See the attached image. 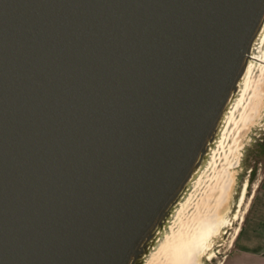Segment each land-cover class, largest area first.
Instances as JSON below:
<instances>
[{"label": "water", "instance_id": "95a60500", "mask_svg": "<svg viewBox=\"0 0 264 264\" xmlns=\"http://www.w3.org/2000/svg\"><path fill=\"white\" fill-rule=\"evenodd\" d=\"M263 27L264 0H0V264H144Z\"/></svg>", "mask_w": 264, "mask_h": 264}, {"label": "rangeland", "instance_id": "374dc122", "mask_svg": "<svg viewBox=\"0 0 264 264\" xmlns=\"http://www.w3.org/2000/svg\"><path fill=\"white\" fill-rule=\"evenodd\" d=\"M262 87L264 86L261 84L260 89L263 90ZM231 134L232 132L230 133V135ZM238 140L237 136H235L233 137L232 142L235 143V145L237 143V145L242 144L244 146V149L242 151L243 155L239 167L235 169L232 167H228L230 166V164H222L221 160L217 164H214L213 162V166L208 168L206 172L201 175V181L197 182L191 189L189 188L190 191H188V194L189 196L192 195L191 205L185 210L184 221L187 222L188 220H190V222L188 221L189 223L183 226V229H185V231L187 232L186 239H188V241L190 242H193L195 240V237L197 236L196 234L199 233L201 236H203L207 232L208 228L213 231L217 224L222 223V220L220 219L222 216H215L214 219L212 218L213 215H224L225 217L228 216L227 219L229 220L232 215L230 211L232 212L236 209L238 195L241 191L243 182L248 180V192L250 193L253 184L256 183L262 175H264V149L261 146L264 141V106L262 108L261 118L257 120V124L255 126H251L248 130H246L241 137L239 136ZM237 150L235 154H238ZM219 165L220 167H218ZM225 167H227L228 169L225 170ZM221 174L224 175L221 177ZM221 179H223L222 182H224L222 185L223 193L225 192L226 194H228L231 183H235V185L230 198L226 202L219 203L218 197L220 195V191L217 187H220ZM246 185L247 183L245 184V187ZM245 187L244 191L246 189ZM221 200H223L222 197ZM247 200L248 195L242 193V198L239 202L238 210L233 217V222L232 224L229 223L230 226L223 231L224 233L220 235L222 226L228 222L226 218L225 221L227 222L220 227V230L218 232H212V238L217 236L220 237L218 239L211 240V238L209 240L208 249L210 251H213H211V254L208 257V260L211 261V263H209V261L207 260L205 261V264H219L222 258L226 255V252L228 253V248L231 247L236 229L238 228L237 222H239V220H236L235 216L238 214L240 215V218L242 217ZM199 210H202L203 214L206 216H202L203 219L197 221L195 219L200 216ZM219 243H221L222 246H220L219 254H217L214 251L215 249L217 250L219 248ZM213 245H216L214 249H212ZM153 254H155L154 250H149L148 257L145 258L144 264H165L162 262L163 260H161L163 259L162 257L159 260L158 255L156 256V258ZM226 264H264V255L261 254L259 256L257 253L253 254L249 252L246 253L235 251V253L231 254L230 258H227Z\"/></svg>", "mask_w": 264, "mask_h": 264}, {"label": "bare ground", "instance_id": "6f19581e", "mask_svg": "<svg viewBox=\"0 0 264 264\" xmlns=\"http://www.w3.org/2000/svg\"><path fill=\"white\" fill-rule=\"evenodd\" d=\"M253 49L254 51L252 53V57L248 62L244 78L239 84V91L237 95L232 98V101L230 102L228 109L223 117L219 134L214 142V147L212 145L209 150V159L208 161L206 160L201 169L196 173V177L198 176L199 182L201 180V175L206 172L205 169L211 167L213 162H216L215 159H217L218 156L222 153H224L225 155H227L228 152L229 154H235L236 150L238 149L237 152L239 156H241V152L238 147L232 150L233 144H231V142H227L226 144L228 138L230 141L231 135L229 133L232 130V126H235L234 135H236L237 132H239L240 134L242 131L248 130L254 123V121L260 117L263 107L264 94H257L255 93V91L252 92V90L249 89V83L252 76V88L255 89L258 82H264V27L258 39L256 40ZM239 109L243 111V114H240L241 119H239V121L237 122L235 116ZM194 180L195 176L192 179L191 183ZM191 183L189 185L190 189L195 186L197 182H194V184ZM189 188L187 192L190 191ZM187 192L180 199L177 206H175V210L173 211L171 219L168 222L170 223V225L164 232L159 233V235L163 233V238L160 239L158 247L156 249H153L155 253L153 254L154 257L158 255L159 260L162 257L163 259L161 260H163L162 262L165 264H202L201 259L204 252L209 247L208 242L212 238V232H218L220 230V227L227 222L225 221L226 217H221L220 219L222 220V223L217 224L213 231L208 228L207 232L203 236L198 233L196 234L197 236L195 237V240L193 242L188 241V239H186L187 232L185 231V229H183V226L190 222V220H188L189 222H185L184 220L185 210L191 205L192 195H187ZM224 197L226 198L225 192L223 193L222 201L225 200ZM212 218L215 219V216H213ZM235 219L240 221V215L237 214L235 216ZM237 232L238 228L236 229V233Z\"/></svg>", "mask_w": 264, "mask_h": 264}, {"label": "crops", "instance_id": "0c3cea01", "mask_svg": "<svg viewBox=\"0 0 264 264\" xmlns=\"http://www.w3.org/2000/svg\"><path fill=\"white\" fill-rule=\"evenodd\" d=\"M237 226L233 243L219 264H226L235 251L264 255V175L253 184Z\"/></svg>", "mask_w": 264, "mask_h": 264}, {"label": "flooded vegetation", "instance_id": "af4514ba", "mask_svg": "<svg viewBox=\"0 0 264 264\" xmlns=\"http://www.w3.org/2000/svg\"><path fill=\"white\" fill-rule=\"evenodd\" d=\"M252 81H253V76H252L251 81H250V83H249V89H251L252 92H254L255 89L252 88V84H251ZM261 146H262V148L264 149V141H263V143L261 144ZM246 183H247V185H246V187H245L246 189H245V191H244V186H245ZM242 186H243V193H245V194L248 195V193H249V192H248V187H249V182H248V180L245 181V182H243ZM218 247H220V246L218 245ZM209 263H211V261H209Z\"/></svg>", "mask_w": 264, "mask_h": 264}]
</instances>
